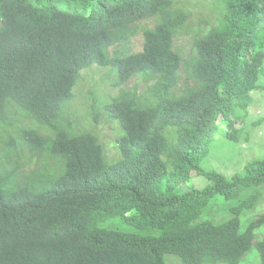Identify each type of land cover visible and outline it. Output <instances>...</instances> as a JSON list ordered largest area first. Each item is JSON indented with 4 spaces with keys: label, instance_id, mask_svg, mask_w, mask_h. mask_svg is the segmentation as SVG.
I'll return each mask as SVG.
<instances>
[{
    "label": "trees",
    "instance_id": "16d2710c",
    "mask_svg": "<svg viewBox=\"0 0 264 264\" xmlns=\"http://www.w3.org/2000/svg\"><path fill=\"white\" fill-rule=\"evenodd\" d=\"M217 1L220 20L195 34L177 0H0V264H240L254 247L264 264V213L245 217L264 158L231 177L200 169L260 88L264 0ZM93 65L117 69V92L92 95L104 114L93 103L94 128L77 132L70 105ZM102 115L123 131L115 162ZM193 172L210 184L182 191Z\"/></svg>",
    "mask_w": 264,
    "mask_h": 264
},
{
    "label": "rangeland",
    "instance_id": "374dc122",
    "mask_svg": "<svg viewBox=\"0 0 264 264\" xmlns=\"http://www.w3.org/2000/svg\"><path fill=\"white\" fill-rule=\"evenodd\" d=\"M180 5L184 6L192 16L191 23L194 33L197 34L202 24L201 20L209 21L216 25L220 20L219 5L217 0H177ZM194 41V34L183 33L176 41V50H178L185 59H188L192 53ZM136 50L141 49V43L136 41ZM113 70V71H111ZM115 73V74H114ZM109 75V76H106ZM81 76V75H80ZM80 76L77 79L75 87V99L73 100L70 108L75 111L80 118V128L77 132H85L83 130H91L94 128L93 123L89 121L88 108L93 106V113L100 114L101 105L105 98H95L92 100V95L106 96L107 94L116 93L117 90L113 89L110 84L116 81L117 69L103 68L93 65L88 70L82 72L83 80L79 83ZM116 76V77H115ZM140 81V85L144 86V82ZM136 81L133 80L129 85H135ZM67 109V108H66ZM68 110V109H67ZM69 111V110H68ZM70 112V111H69ZM71 113V112H70ZM104 114V113H103ZM74 120L77 116L71 113ZM106 115H102L98 119V126L94 130L95 134L99 137L101 143L104 145L108 163L115 162L120 158L118 147H116L117 139L123 133L119 123L108 121ZM78 122V120H77ZM78 124H76V127ZM237 131L236 139H231L225 134L223 130H219L214 140L207 147V153L200 162V169L203 172L217 171L227 177L235 174H242L246 166L254 161L264 158V77L260 81V88L252 93V102L247 107V111L243 112L240 120L234 125ZM210 184L208 178L203 175H198L197 172L192 173L191 181L186 185L181 184L182 190H187L189 187H195L203 190ZM259 190L261 198L257 203L255 209L248 211L246 214L248 218L264 213V185L259 188L250 190L254 192ZM246 223H244L242 230H245ZM119 230L124 231V227ZM258 239L264 238V228L259 230ZM257 249L254 247L240 264H257L259 262V255L256 253ZM172 260V261H171ZM168 264H181L180 258L175 255L167 256Z\"/></svg>",
    "mask_w": 264,
    "mask_h": 264
},
{
    "label": "clouds",
    "instance_id": "9594fccd",
    "mask_svg": "<svg viewBox=\"0 0 264 264\" xmlns=\"http://www.w3.org/2000/svg\"><path fill=\"white\" fill-rule=\"evenodd\" d=\"M61 7H63V8H65V11L69 8V5H66L65 4V6H64V4L63 5H61ZM137 51H140V50H137ZM108 68H113V67H108ZM115 69V68H114ZM111 71H113V70H111ZM114 72V71H113ZM115 74V73H114ZM183 185H186L187 186V184H183ZM189 188H192V187H189ZM189 188L187 189V190H189ZM182 190V189H181ZM187 190H182V191H187ZM44 232V231H43ZM43 232H41L38 236H36V237H34L33 239H32V241L31 242H33V241H41V242H43V241H49L50 239H44L43 238ZM13 242H14V245L15 246H17V245H19V244H22L21 242H19L15 237H14V240H13ZM0 245H6V240H5V238H0Z\"/></svg>",
    "mask_w": 264,
    "mask_h": 264
}]
</instances>
